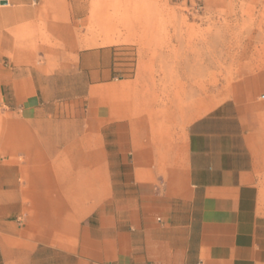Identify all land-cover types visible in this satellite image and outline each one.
Listing matches in <instances>:
<instances>
[{"label": "crops", "instance_id": "obj_1", "mask_svg": "<svg viewBox=\"0 0 264 264\" xmlns=\"http://www.w3.org/2000/svg\"><path fill=\"white\" fill-rule=\"evenodd\" d=\"M50 1L0 7V264H264L261 104L177 115L175 71L145 69L135 44L158 24L117 27L64 73L13 64ZM69 75L85 81L73 96Z\"/></svg>", "mask_w": 264, "mask_h": 264}, {"label": "rangeland", "instance_id": "obj_2", "mask_svg": "<svg viewBox=\"0 0 264 264\" xmlns=\"http://www.w3.org/2000/svg\"><path fill=\"white\" fill-rule=\"evenodd\" d=\"M3 1L0 7L7 6ZM82 1L86 8L78 0L50 1L49 11L18 34L23 44L16 46L13 64L64 73L80 49L105 45L106 36L114 42L128 32L117 27L158 24L160 29L145 30L135 44L141 60H158L145 69L156 65L175 71L170 81L176 87L177 115L191 111L195 118L229 99L261 104L256 155L264 206V0ZM58 25L62 30L56 31ZM62 79L65 96L84 89L81 77ZM8 118L0 108V157L8 149Z\"/></svg>", "mask_w": 264, "mask_h": 264}, {"label": "water", "instance_id": "obj_3", "mask_svg": "<svg viewBox=\"0 0 264 264\" xmlns=\"http://www.w3.org/2000/svg\"><path fill=\"white\" fill-rule=\"evenodd\" d=\"M2 4H3V5H7V1H3Z\"/></svg>", "mask_w": 264, "mask_h": 264}]
</instances>
